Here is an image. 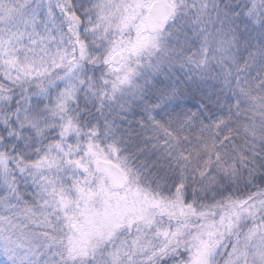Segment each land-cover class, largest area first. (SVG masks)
I'll return each mask as SVG.
<instances>
[{"label":"snow or ice","instance_id":"6c2138e0","mask_svg":"<svg viewBox=\"0 0 264 264\" xmlns=\"http://www.w3.org/2000/svg\"><path fill=\"white\" fill-rule=\"evenodd\" d=\"M0 264H264V0H0Z\"/></svg>","mask_w":264,"mask_h":264}]
</instances>
